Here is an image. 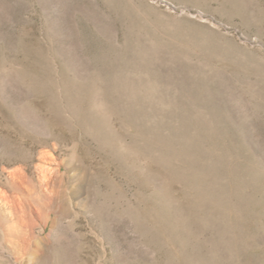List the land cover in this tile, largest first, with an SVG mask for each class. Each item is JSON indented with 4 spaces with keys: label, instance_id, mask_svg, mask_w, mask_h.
Masks as SVG:
<instances>
[{
    "label": "rangeland",
    "instance_id": "rangeland-1",
    "mask_svg": "<svg viewBox=\"0 0 264 264\" xmlns=\"http://www.w3.org/2000/svg\"><path fill=\"white\" fill-rule=\"evenodd\" d=\"M0 195V264H264V0H0Z\"/></svg>",
    "mask_w": 264,
    "mask_h": 264
},
{
    "label": "bare ground",
    "instance_id": "bare-ground-1",
    "mask_svg": "<svg viewBox=\"0 0 264 264\" xmlns=\"http://www.w3.org/2000/svg\"><path fill=\"white\" fill-rule=\"evenodd\" d=\"M44 151V150H43ZM48 155V153L47 152H42L41 153V158L42 159H45V158H47L46 156ZM40 158V157H39ZM42 161V160H41ZM45 161V160H44ZM44 162H42V163H39L38 164V168H39V170L41 171V173H42V179L44 178V179H47V176H48V174H50V172H51V169H50V165L48 166V165H46V164H43ZM6 195V194H5ZM0 197H1V195H0ZM4 201V200H3ZM5 202V201H4Z\"/></svg>",
    "mask_w": 264,
    "mask_h": 264
}]
</instances>
